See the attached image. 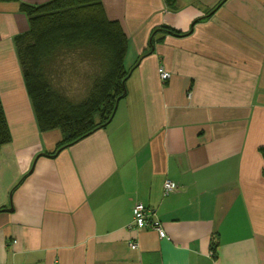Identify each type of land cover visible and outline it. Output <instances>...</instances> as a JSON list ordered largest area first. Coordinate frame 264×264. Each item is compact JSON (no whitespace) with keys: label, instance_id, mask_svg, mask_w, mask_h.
Listing matches in <instances>:
<instances>
[{"label":"crops","instance_id":"1","mask_svg":"<svg viewBox=\"0 0 264 264\" xmlns=\"http://www.w3.org/2000/svg\"><path fill=\"white\" fill-rule=\"evenodd\" d=\"M48 1L0 0V264H264V0H101L137 66L111 122L55 156L14 42L20 4ZM138 202L165 238L128 227Z\"/></svg>","mask_w":264,"mask_h":264},{"label":"trees","instance_id":"2","mask_svg":"<svg viewBox=\"0 0 264 264\" xmlns=\"http://www.w3.org/2000/svg\"><path fill=\"white\" fill-rule=\"evenodd\" d=\"M173 1L167 0V5ZM20 10L28 19L29 30L17 35L14 42L39 129H57L62 134L61 142L49 154L55 156L111 122L126 96V81L137 62L126 69L127 35L118 21L107 18L101 0L21 3ZM161 29L171 35H183L169 27ZM67 54H78L91 65L90 87L80 101L70 99L52 81L54 64ZM10 141L0 99V149ZM215 245H211L214 259Z\"/></svg>","mask_w":264,"mask_h":264},{"label":"rangeland","instance_id":"3","mask_svg":"<svg viewBox=\"0 0 264 264\" xmlns=\"http://www.w3.org/2000/svg\"><path fill=\"white\" fill-rule=\"evenodd\" d=\"M58 64V65H57ZM52 81L70 99L80 101L90 87L91 65L85 63L78 54L65 55L54 64Z\"/></svg>","mask_w":264,"mask_h":264},{"label":"built area","instance_id":"4","mask_svg":"<svg viewBox=\"0 0 264 264\" xmlns=\"http://www.w3.org/2000/svg\"><path fill=\"white\" fill-rule=\"evenodd\" d=\"M158 74L162 82H166L170 79L171 74L167 72L163 67H159ZM178 187L174 182L166 180L164 182V194L169 195L177 191ZM130 229H150L155 231L160 238H165L166 234L162 225L153 209L145 206L142 203H135L132 208V221L128 226Z\"/></svg>","mask_w":264,"mask_h":264}]
</instances>
